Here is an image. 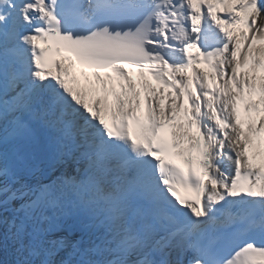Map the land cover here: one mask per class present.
Instances as JSON below:
<instances>
[{
    "label": "snow or ice",
    "instance_id": "1",
    "mask_svg": "<svg viewBox=\"0 0 264 264\" xmlns=\"http://www.w3.org/2000/svg\"><path fill=\"white\" fill-rule=\"evenodd\" d=\"M0 264H264V0H0Z\"/></svg>",
    "mask_w": 264,
    "mask_h": 264
},
{
    "label": "bare ground",
    "instance_id": "2",
    "mask_svg": "<svg viewBox=\"0 0 264 264\" xmlns=\"http://www.w3.org/2000/svg\"><path fill=\"white\" fill-rule=\"evenodd\" d=\"M131 73H132V75H133V80L137 83V85L139 86V77H138V75L134 72V71H132V70H129ZM149 83L152 85V87H154V88H157L158 89V86L155 84V82L154 81H151L150 79H149Z\"/></svg>",
    "mask_w": 264,
    "mask_h": 264
}]
</instances>
